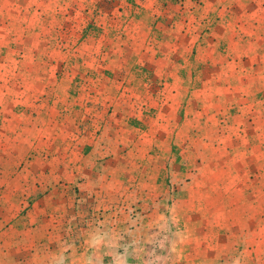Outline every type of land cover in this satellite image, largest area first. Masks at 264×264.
<instances>
[{
  "label": "rangeland",
  "instance_id": "1",
  "mask_svg": "<svg viewBox=\"0 0 264 264\" xmlns=\"http://www.w3.org/2000/svg\"><path fill=\"white\" fill-rule=\"evenodd\" d=\"M249 3L0 0L1 262L31 234L78 258L106 216L128 225V264H264V205L239 183L264 191V64L223 54ZM205 138L217 151L195 155Z\"/></svg>",
  "mask_w": 264,
  "mask_h": 264
},
{
  "label": "crops",
  "instance_id": "2",
  "mask_svg": "<svg viewBox=\"0 0 264 264\" xmlns=\"http://www.w3.org/2000/svg\"><path fill=\"white\" fill-rule=\"evenodd\" d=\"M249 1H250V3L246 6V9H244L243 11H232L229 13L228 17H227V14L225 15V17H227L226 18L227 21L229 22L227 24L228 25L227 28L229 30L226 29V32H228L229 34H232V35L235 34V36L237 37V40H236L234 45L231 44V41H229L230 44L226 48L227 51L226 52L223 51V54L227 58L234 56L236 59L239 58L238 60H241V59L246 57V53L248 51H251V49H254V54L256 55L257 60H258V62L255 61V63L264 64V7L261 6V4H259V1H261V0H249ZM255 4L257 5L256 7H255ZM205 17H207V16H205ZM219 17H222V16H220V15L215 16V19H219ZM233 21H235V23ZM207 27L208 26L205 25L202 28V31L206 32ZM190 29L194 30L193 28H190ZM216 31H218V28H214L212 33L216 32ZM49 33L47 34V32H46V34L44 35V37H48L49 40H47V39L42 40V41L40 40L39 42H41V43L38 46H36V49H38L39 47H40V49L37 52H35L36 56L33 58L34 62L41 60L40 57L37 56L38 53L43 52V50L52 51L53 48L54 49L57 48L56 46L54 47L53 46L54 44H52L53 42L50 41V37L52 35ZM37 43H38V41L36 39H34V41L32 42V45H36ZM221 43H228V42L221 41ZM232 48H234V49H232ZM235 49L238 50V52H239L237 55L235 53V51H236ZM240 54H242L241 57H240ZM58 55L59 54H57V56H55L56 58H53L52 55L47 56V58L49 60H51V62H52V60L57 59L56 64L53 63L54 65H57V63H59V62H60L59 64H62V65L65 62L67 64H72L74 62L72 60L73 58L71 56H67L66 58L61 56V58L64 60H59V58H57V57H59ZM247 60H249V59H247ZM47 64H49V62H47ZM73 65H76V63H74ZM73 65H72V67H73ZM77 76H78V74L72 75L71 77H69L66 74V75H64L63 80L64 79H67V80L71 79V82L73 83L74 79ZM72 83H71V86H72ZM258 88L260 89V87H258ZM66 92L70 94L69 89L66 90ZM70 95H72V94H70ZM77 98L78 97H76V99ZM15 101L16 100L13 99V108L18 109L19 108V101L17 103ZM257 110L262 112V114H264V106L260 105V107L257 108ZM176 115L177 114H175L174 116L176 117ZM206 122L207 123L205 125L210 126L209 121L206 120ZM261 127H263V126H261ZM119 128H122V127L120 126ZM214 128H217V126L216 127L210 126V129L213 130ZM27 138L29 139V137H27ZM27 138L24 139V141H26ZM260 138H262V137H260ZM4 141L5 140L1 139L0 144L3 145L6 142V141L5 142ZM14 141H15V139L12 141H9L12 144V146L14 145ZM208 141L212 142L210 140V138H205L202 140L200 146H198V142L196 140H191V144L194 147V154L197 155V151L199 149L205 148V151L202 152L203 154H205L206 156L214 155V151H217V149H213L211 146H209L207 143ZM214 141H215V139H214ZM23 143L26 144V143H29V141L23 142ZM18 144H20V143H18ZM262 146H263V144L261 145V147ZM195 148H197V150ZM21 151L24 153L25 149H22ZM190 152H192V151H190ZM3 153L5 154L6 151H3ZM20 157L22 159H25V157L22 156L21 154H19L17 156L15 154L11 155V159H9L7 161V165L12 164L11 161H14V159L18 160V159H20ZM123 157L124 156H119L117 158H122V161L128 160L127 156H125L124 158ZM119 160H121V159H119ZM221 163L224 164L223 161H221ZM255 163H259V162H253V164H255ZM221 169H222V173L230 172V170H224L225 169L224 165L221 166ZM127 171H128V169H127ZM212 171H214V170H212ZM247 175H248V173L246 172L242 176H247ZM239 183H240V188H242L241 194H243V198L245 197V193L248 192L249 189L250 190L253 189V194L251 196L252 205H250L251 208H255L256 207L255 205H257L259 207L264 205V196L261 195L264 191H262L260 188V186H261L260 180H254V181H251L249 183L246 181V179H244V180H241ZM239 183L237 185H239ZM200 206H202V204L200 202L195 201L194 204L192 205L191 209H192V211H199L200 209L203 208ZM13 224L14 223H12V225ZM100 224L102 225V232H99L97 235L93 236V238H91V240H93L94 242L89 244V245L87 244L88 241L84 240L82 252H81L82 255L78 258H76L75 256H73L71 254H69L68 256L63 254V255H59L58 257H56L57 255H53L49 252L46 245H43V246L40 245L39 241H41V240L38 239V237L36 235L31 234V235H27L23 238H21L20 236L15 237L12 240L14 242L12 251L9 252V250H7L8 252L6 254L4 252V255H6V257H4L2 262L0 260V264H42V263L44 264L46 262H49L50 264H57V263H59V264H128V257L122 256V253L120 252V250H121L120 244H122L123 241H121V240H123V239H124V243H125V248L128 249V228H127L128 225L124 224L122 220L117 219L116 217H114L112 220H108V218L106 216L103 218V220L100 222ZM94 227L95 226L90 227L89 229L87 228L86 233H89L90 231H92L94 229ZM95 228H97V227H95ZM86 233H84V234H86ZM241 235H243V233H241ZM63 237H64V234H62L59 237V240H60V238H63ZM27 245H29L28 250H26ZM261 249H263V248L260 246V248L258 250L261 251ZM57 259H59V260H57ZM60 261H62V263H60Z\"/></svg>",
  "mask_w": 264,
  "mask_h": 264
}]
</instances>
